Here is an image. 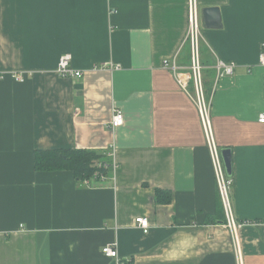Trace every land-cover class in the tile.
Masks as SVG:
<instances>
[{"label": "crops", "instance_id": "obj_1", "mask_svg": "<svg viewBox=\"0 0 264 264\" xmlns=\"http://www.w3.org/2000/svg\"><path fill=\"white\" fill-rule=\"evenodd\" d=\"M198 1L221 10V28L202 24L201 60L215 141L232 150L235 220L251 223L238 246L193 82L184 71L185 91L164 66L190 65L188 0H0V264H264V0ZM64 55L81 79L57 75ZM218 59L237 68L216 83ZM71 149L117 168L88 187L36 170L37 151Z\"/></svg>", "mask_w": 264, "mask_h": 264}, {"label": "built area", "instance_id": "obj_2", "mask_svg": "<svg viewBox=\"0 0 264 264\" xmlns=\"http://www.w3.org/2000/svg\"><path fill=\"white\" fill-rule=\"evenodd\" d=\"M188 32L185 38V44L190 47V65L188 67H181L177 64V58L171 61L165 62V68L171 70L176 77L179 79L182 87L187 91L188 78L184 71H188L190 79L194 85V91L189 93L196 104L207 140L208 148L211 155L213 170L216 177L217 187L219 195L224 208V213L226 216V226L232 232L234 241L237 242V233L244 226H249V222H237L235 220L232 202H231V191L233 188V179L229 178L226 174L223 160L221 157V150L218 147L213 131V124L211 118V105L212 96H208L205 91L204 84V65L201 60V44L203 41L202 37V17L201 10L198 0H188ZM260 64L264 66V45L261 49L260 54ZM237 64L233 62H225L218 59L213 69L216 72V83L223 77L233 76ZM57 75L65 79H81L83 73L72 66L71 55H64L61 57L57 71ZM27 73H15L13 74V79L16 82H24L26 80ZM125 115L122 110L116 108L113 112L110 127L117 129L124 125ZM259 122L264 124V113L259 117ZM116 165L112 164V171L115 172ZM94 181H85V186H90ZM137 225L143 231L144 234H148L150 231V222L145 217H139L136 220ZM238 248V247H237ZM102 254L110 259L119 260V254L115 247L111 245H106L102 249Z\"/></svg>", "mask_w": 264, "mask_h": 264}, {"label": "trees", "instance_id": "obj_3", "mask_svg": "<svg viewBox=\"0 0 264 264\" xmlns=\"http://www.w3.org/2000/svg\"><path fill=\"white\" fill-rule=\"evenodd\" d=\"M112 164L110 157L102 151L71 149L37 151L35 153L37 171H71L77 182L84 187H86L85 181H94L90 186H95L97 183L111 178ZM156 202L161 205L170 204L172 202L171 193L157 190Z\"/></svg>", "mask_w": 264, "mask_h": 264}, {"label": "water", "instance_id": "obj_4", "mask_svg": "<svg viewBox=\"0 0 264 264\" xmlns=\"http://www.w3.org/2000/svg\"><path fill=\"white\" fill-rule=\"evenodd\" d=\"M203 26L207 29H219L222 26L221 10L218 7H207L201 10ZM226 174L233 177V156L231 149H221Z\"/></svg>", "mask_w": 264, "mask_h": 264}]
</instances>
